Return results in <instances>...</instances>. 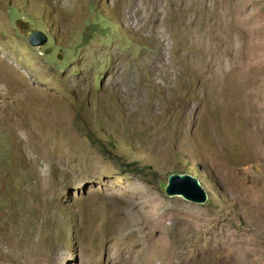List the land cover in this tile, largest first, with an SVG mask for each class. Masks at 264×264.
Here are the masks:
<instances>
[{
    "label": "rangeland",
    "instance_id": "374dc122",
    "mask_svg": "<svg viewBox=\"0 0 264 264\" xmlns=\"http://www.w3.org/2000/svg\"><path fill=\"white\" fill-rule=\"evenodd\" d=\"M0 264H264V0H0Z\"/></svg>",
    "mask_w": 264,
    "mask_h": 264
},
{
    "label": "water",
    "instance_id": "95a60500",
    "mask_svg": "<svg viewBox=\"0 0 264 264\" xmlns=\"http://www.w3.org/2000/svg\"><path fill=\"white\" fill-rule=\"evenodd\" d=\"M46 40V37L38 32L30 33L27 38L28 44L36 49L41 48L46 43ZM58 59L61 58L58 57ZM163 190L168 197H178L193 204L203 205L208 199V194L199 181L188 174H172L168 176Z\"/></svg>",
    "mask_w": 264,
    "mask_h": 264
},
{
    "label": "bare ground",
    "instance_id": "6f19581e",
    "mask_svg": "<svg viewBox=\"0 0 264 264\" xmlns=\"http://www.w3.org/2000/svg\"><path fill=\"white\" fill-rule=\"evenodd\" d=\"M8 64L6 63V66H7ZM8 67H10L11 68V66H8Z\"/></svg>",
    "mask_w": 264,
    "mask_h": 264
},
{
    "label": "trees",
    "instance_id": "16d2710c",
    "mask_svg": "<svg viewBox=\"0 0 264 264\" xmlns=\"http://www.w3.org/2000/svg\"><path fill=\"white\" fill-rule=\"evenodd\" d=\"M126 167H129V165H125Z\"/></svg>",
    "mask_w": 264,
    "mask_h": 264
}]
</instances>
